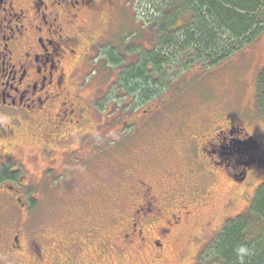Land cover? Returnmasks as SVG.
Returning a JSON list of instances; mask_svg holds the SVG:
<instances>
[{
    "label": "rangeland",
    "instance_id": "rangeland-1",
    "mask_svg": "<svg viewBox=\"0 0 264 264\" xmlns=\"http://www.w3.org/2000/svg\"><path fill=\"white\" fill-rule=\"evenodd\" d=\"M153 1L104 0L105 10L92 16V24L96 36L108 38L104 43L111 46L102 51L103 59L95 61L94 66L104 65L110 74L115 71L121 76L124 65L151 49L149 19L155 18ZM113 31L115 34L110 36ZM113 46L117 52L112 50ZM106 51L110 53L107 55ZM112 58L115 66L109 65ZM263 70L264 32L254 44L210 69L197 66L178 74L164 71L162 88L150 102L140 104L138 110L135 103V107H127L130 96L121 87L113 86L118 110L101 111L104 125L114 122L105 127L104 137L98 140L103 155L97 163L93 162L95 168H81L78 153L65 159L62 166L68 154L56 150L53 156L58 158L59 171L52 167L42 187L24 192L34 205L27 215L12 205L6 190H0V204L4 206L0 211V233L23 229L26 236L34 237L30 246L21 243L25 255L22 264H67L68 257L72 264H215L213 256L205 253L206 246L225 220L247 213L259 181L251 178L248 186H242L233 182L222 168L213 171L216 178L211 182L208 176L199 177L198 172L183 174L186 168L179 163L187 165L182 152L191 148L192 141L187 146L183 144L179 128L186 123L185 137L193 130L194 139L201 143L213 139L217 127L233 121L260 141L264 153V112L256 103L257 78ZM95 76L96 72L91 73L85 80V94L92 95L96 88L107 86L103 75L97 79ZM134 116L140 117L141 122L134 120ZM133 123L138 127H132ZM30 133L33 130L27 125L17 128L13 134L15 138L19 135L18 147L11 153L16 159L26 157V169L34 174L32 182H38L41 174L47 176L48 165L33 156L32 145L39 147L40 141ZM75 139L68 144L70 151L79 147ZM94 140L89 138L90 142ZM58 147L63 149L64 145ZM89 149L84 148L83 155ZM138 173L153 188L158 187L159 179L152 178H160L159 175L178 182L184 176L186 180L191 177L195 185L207 186L209 196L200 202L192 194L195 187L169 189L175 194L170 201L154 204L142 239L136 236L128 240L122 229L127 227L125 220L134 206L126 193L143 194L138 185L128 190L131 182L138 183ZM9 264L20 263L17 259Z\"/></svg>",
    "mask_w": 264,
    "mask_h": 264
},
{
    "label": "flooded vegetation",
    "instance_id": "flooded-vegetation-1",
    "mask_svg": "<svg viewBox=\"0 0 264 264\" xmlns=\"http://www.w3.org/2000/svg\"><path fill=\"white\" fill-rule=\"evenodd\" d=\"M104 10V0H0V136H5L0 137V170L10 173L8 178L0 181V190L7 191L8 199L13 206H18L19 213L25 212L27 215L31 210L32 198L26 197L24 192L42 187L52 173V167L59 171L58 158L53 156L56 150L68 154L62 160V166L65 165V159L78 153L81 168H95L93 162L97 163L103 155L98 148V140L104 137L105 129L112 126L114 121L104 125L101 111L118 110L112 90L113 86L121 87L118 72L110 74V70L103 68L104 65H93L95 61L103 59L102 51L111 46L104 43L108 38L96 36L92 24V16ZM114 34L113 31L110 36ZM112 50L117 52L116 46ZM106 53L108 55L110 51ZM113 59H109V65L115 66L111 63ZM95 72L96 79L98 75L104 76L103 81L107 86L96 88L92 95L85 94L88 82L85 80ZM148 109L152 110L151 107ZM143 114L147 116L148 112L144 111ZM134 120L141 122L138 116H134ZM22 125L32 129L33 133L30 134L40 141L39 147L32 145L33 156L48 165L45 170L47 176L41 174L38 182H32L34 174L26 169V157H12L11 150L15 151L18 147L16 138L19 136L15 138L13 133ZM183 126L179 128L184 140L182 143L186 145L192 141L191 148L187 147L186 153L182 152V158L187 163H179L182 168H186L183 174L198 172L199 177L208 176L211 182L216 178L213 171L222 168L233 182L242 186H248L251 178L257 179L259 183L253 191L256 194L257 189L264 184V153L260 141L248 133L242 124L229 121L225 126L216 128L213 139L201 143L194 139L193 130L185 137L188 125L184 123ZM132 127L138 126L133 123ZM54 132L56 134L52 136ZM58 136H61L59 140ZM90 137L96 140L90 142ZM73 138H76L74 142L79 147L70 151L68 144ZM59 144L64 145V148L60 149ZM88 147L89 152L83 155L82 150ZM135 177L138 183L131 182L128 190L138 185L143 188V194L126 193L134 206L125 220L127 227L122 229L128 240L136 236L142 239L154 204L165 199L170 201L175 194L170 193L169 189L178 188L182 191L183 188L195 187L192 194L200 202L209 196L207 186L201 183L195 185V179L191 177L186 180L184 176L181 187V182L159 175L160 178H152L159 179L158 187L154 188L139 173ZM3 207L0 204V211ZM21 230L0 233V264H9L17 259L20 264L23 263L25 255L21 243L30 246L34 237L26 236L27 233ZM65 262L72 264L69 257Z\"/></svg>",
    "mask_w": 264,
    "mask_h": 264
},
{
    "label": "trees",
    "instance_id": "trees-1",
    "mask_svg": "<svg viewBox=\"0 0 264 264\" xmlns=\"http://www.w3.org/2000/svg\"><path fill=\"white\" fill-rule=\"evenodd\" d=\"M153 2L155 18L149 19L152 47L124 65L119 78L125 95L130 96L127 107L135 103L137 109L153 97L162 88L164 71L210 69L254 44L264 32V0ZM256 98L264 112V70L257 78ZM9 175L8 170H0V181ZM241 246L247 249L243 264H264V184L249 202L247 213L227 219L205 253L217 264H241L236 251Z\"/></svg>",
    "mask_w": 264,
    "mask_h": 264
},
{
    "label": "clouds",
    "instance_id": "clouds-1",
    "mask_svg": "<svg viewBox=\"0 0 264 264\" xmlns=\"http://www.w3.org/2000/svg\"><path fill=\"white\" fill-rule=\"evenodd\" d=\"M236 251L238 259L240 260L241 264H243L244 256L247 254V249L241 246Z\"/></svg>",
    "mask_w": 264,
    "mask_h": 264
}]
</instances>
